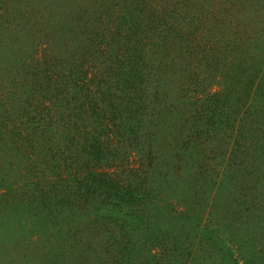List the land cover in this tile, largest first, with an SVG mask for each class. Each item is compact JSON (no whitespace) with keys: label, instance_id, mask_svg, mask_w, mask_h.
Wrapping results in <instances>:
<instances>
[{"label":"rangeland","instance_id":"374dc122","mask_svg":"<svg viewBox=\"0 0 264 264\" xmlns=\"http://www.w3.org/2000/svg\"><path fill=\"white\" fill-rule=\"evenodd\" d=\"M0 264H264V0H0Z\"/></svg>","mask_w":264,"mask_h":264}]
</instances>
